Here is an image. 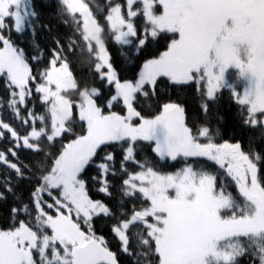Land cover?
<instances>
[{
	"label": "snow or ice",
	"instance_id": "6c2138e0",
	"mask_svg": "<svg viewBox=\"0 0 264 264\" xmlns=\"http://www.w3.org/2000/svg\"><path fill=\"white\" fill-rule=\"evenodd\" d=\"M56 17L67 31L29 56L32 0H0V264H264V0H56ZM110 45L157 47L123 78ZM162 83L193 87L204 119L145 109ZM225 91L246 143L208 119Z\"/></svg>",
	"mask_w": 264,
	"mask_h": 264
},
{
	"label": "trees",
	"instance_id": "16d2710c",
	"mask_svg": "<svg viewBox=\"0 0 264 264\" xmlns=\"http://www.w3.org/2000/svg\"><path fill=\"white\" fill-rule=\"evenodd\" d=\"M95 2L103 4L106 0H95ZM35 11L38 14V19L36 20V31L35 35L31 34L30 31H26L23 35H14V39L19 41V46L25 48L29 56L33 54H38L33 48V39L39 43L40 48L45 50V58H47V48L50 46V35L63 34L67 31L63 24L60 23L56 17V0H32ZM41 24H46L51 26V33L42 29ZM164 41L161 40V44ZM110 51L112 53V58L114 65L120 72L123 78H131V76L138 71V65L143 62L144 59L152 55L153 50L157 45L150 46L147 50L142 52L139 58L133 60L131 57L126 58L121 55L122 50L115 45H110ZM73 60V71L75 75L80 77H89V66L90 61L87 54L83 56H74ZM158 92L160 93V99L158 101L154 100L152 102H146L143 107L147 110H154L155 106L159 103H163L167 99H172L174 101H179L184 104L186 108V114L188 120L191 122L194 119L199 118L203 120L204 117L199 115V99L194 93L193 87L180 86V87H166L164 83L160 84L158 87ZM4 96V89L0 87V97ZM237 106L230 99V94L225 91L221 96L217 98V101L211 105L210 113L208 119L211 121L212 126L217 127L218 118L223 117L222 121L219 122V127L222 129L224 136L227 139L233 133L236 134L237 138L243 139L245 143L247 142L249 132L246 129H241L236 122L235 116L237 113ZM255 134V133H251ZM111 150V149H109ZM192 162V161H190ZM164 171H174L177 168L183 166V159L181 158L178 162L167 161L162 162ZM93 174L94 173H90ZM92 195L96 199L102 198V194H97L93 190ZM6 211V206L0 204V216ZM100 225L98 224V227ZM113 248L115 245L113 244ZM241 264H247L246 260L242 261Z\"/></svg>",
	"mask_w": 264,
	"mask_h": 264
}]
</instances>
